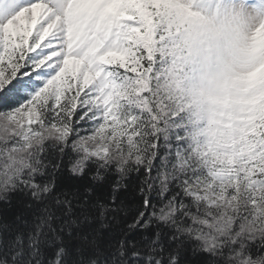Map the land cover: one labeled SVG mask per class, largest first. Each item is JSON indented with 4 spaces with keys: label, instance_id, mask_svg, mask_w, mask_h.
Instances as JSON below:
<instances>
[{
    "label": "snow or ice",
    "instance_id": "6c2138e0",
    "mask_svg": "<svg viewBox=\"0 0 264 264\" xmlns=\"http://www.w3.org/2000/svg\"><path fill=\"white\" fill-rule=\"evenodd\" d=\"M202 3L0 0V264H264V85L174 87Z\"/></svg>",
    "mask_w": 264,
    "mask_h": 264
},
{
    "label": "clouds",
    "instance_id": "9594fccd",
    "mask_svg": "<svg viewBox=\"0 0 264 264\" xmlns=\"http://www.w3.org/2000/svg\"><path fill=\"white\" fill-rule=\"evenodd\" d=\"M262 6L264 0H207L197 27L180 26L170 33L168 39L174 42L171 52L181 61L173 76L174 87L195 84L229 90L227 85L238 70L241 55L237 37L251 35L264 24ZM189 47L195 57L188 56Z\"/></svg>",
    "mask_w": 264,
    "mask_h": 264
},
{
    "label": "rangeland",
    "instance_id": "374dc122",
    "mask_svg": "<svg viewBox=\"0 0 264 264\" xmlns=\"http://www.w3.org/2000/svg\"><path fill=\"white\" fill-rule=\"evenodd\" d=\"M163 2L167 3V2H170V0H163ZM185 2L191 3V2H195V0H185ZM206 3H207V0H203V3L199 7V15L202 12L203 8L205 7ZM243 37L247 44V50L245 52V55L250 61V63H245L244 65H238V70L235 72V74L231 78V84L238 86L239 89L241 90H244V89L240 85H242V83H245L246 80L248 81V79H251V77L255 74V71L261 68V66L263 65V62H264V24H260L251 33V35L244 34ZM247 68H251L252 71L247 72V74L245 75V70ZM258 74L259 73L254 75L255 76L254 80H256L257 82L263 81L262 79H260V76H263V73H260L259 76ZM238 76H243V78L236 79V77ZM233 78L235 79V81ZM261 85H264V83H262ZM262 96L264 95H261L258 98ZM258 98L254 101V103H258L261 101Z\"/></svg>",
    "mask_w": 264,
    "mask_h": 264
}]
</instances>
